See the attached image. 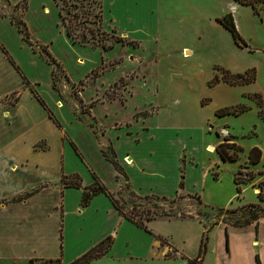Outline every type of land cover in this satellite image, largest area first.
Here are the masks:
<instances>
[{
    "label": "rangeland",
    "instance_id": "rangeland-1",
    "mask_svg": "<svg viewBox=\"0 0 264 264\" xmlns=\"http://www.w3.org/2000/svg\"><path fill=\"white\" fill-rule=\"evenodd\" d=\"M51 2L56 7L58 21L49 1L45 5L48 10L44 11L40 0H28L25 11L21 10V5L14 8L11 0H0V15L21 17L26 22L31 40L29 47L36 53L31 52L15 26L3 19H0V34L26 70L41 82L47 102L69 110L72 121L83 125L99 149L108 154L112 153L111 147L115 150L110 135L112 128L137 134L134 135L137 139L144 126L169 127L167 135L161 134L156 161L146 153L152 161L146 164L151 171H154L151 165L166 164L165 180L157 181L156 176L148 173L133 175V179L143 176L144 182L140 185L147 193L157 192L155 194L159 196L170 193L174 186L173 178L179 175L177 163L180 166L188 160L192 164L186 173L184 169V175L185 185L193 196L181 191L164 196L167 199L160 200L161 203L159 201L148 214L143 209H152L151 204L132 194L129 189L133 186L125 187L123 163L130 159L129 155L119 157L115 153L120 185L113 192L123 205L122 210L144 220L146 216L154 215L153 212L157 214L145 220L152 232L140 229L138 234L135 230L125 229L124 238L116 241L114 247L119 251L141 254L149 247L148 243L155 237L153 232H156L170 242L159 241L164 246V257L170 258L167 261L161 259L160 264H183L197 254L202 255L203 263L205 259L207 263L217 264L213 254L225 243V234L216 227V223L226 227L237 226L234 223L247 218L251 209L244 206L249 202H258L264 208V199L260 200L258 196V192H264V6L255 12L250 5L234 0H139L138 4L126 0ZM227 11L232 12L241 36L238 43L216 20ZM64 37L79 47L66 44ZM47 39H53L51 47L49 42H41ZM43 46L54 56L52 48L59 59L54 56L55 60H51ZM1 57L0 94L12 85L19 89L22 84L19 76L2 73ZM42 58L50 63L49 84L56 90L57 100L47 83V62ZM220 66L232 72L253 68L255 78L229 83L220 77ZM250 74L248 71L247 75ZM27 79L22 87H28L35 93V89H39L38 83ZM18 89L0 96V112L18 98ZM231 105L242 106L243 110L216 113L217 108ZM60 114L66 117L63 109ZM13 116L9 125L0 122V132L6 138L17 136L18 151L22 153H29L30 148L33 151L47 148V139L36 140L41 137L53 140L56 136L55 126L42 105L25 90L19 105L13 109ZM79 135L106 185L112 179L111 165L97 155L92 139H87L83 132ZM63 138L69 140L65 131ZM32 141L36 142L28 146ZM222 141L235 142L240 146L235 159L220 157L216 149ZM124 145L120 143L119 147ZM209 145H213L212 152L207 149ZM253 146L261 150L257 162L248 158L249 149ZM58 147V155L55 151L42 157L34 155L28 170L19 171L16 177L5 175L0 193L6 194L10 188L20 191L37 186L44 181L46 171L56 165L55 168L58 167L61 153L64 169H71L66 172L77 171L81 179L84 175L89 176L82 161L69 147L61 142ZM148 148H152L150 143L141 148L144 154ZM34 160L42 163L35 167ZM234 176L241 181L236 183ZM78 178L79 175L69 180ZM58 181L60 186V178L56 183ZM80 183L82 186L83 180ZM145 192L135 189L138 195ZM197 193L201 203L197 201ZM55 196L54 193L44 196V202H50ZM65 202L63 220L60 216L62 236L59 235L60 224L57 232L48 236L53 237L54 250L60 253V249H64L66 259L70 258L67 262L88 248L93 240L92 230L104 229L107 223L90 211L76 212L78 198L75 190L66 193ZM160 205L171 209L172 215H161L163 207ZM209 224L212 226L205 229ZM54 225L53 219L48 220L47 228L53 230ZM79 226L84 229L80 237L76 230ZM2 237L0 232L1 242L4 241ZM201 240H206L204 247ZM24 241L36 247V250L32 249L34 254L48 252L39 250L32 239ZM7 248L5 245L6 257L0 264H26L10 261L7 256L18 254L9 253L11 251ZM23 252L30 250L23 249ZM143 258H132L126 264H151L144 262ZM38 261L39 258L28 259L33 264ZM195 262L200 263V256L195 257ZM43 264L63 263L60 258H54ZM92 264H104V261L100 259Z\"/></svg>",
    "mask_w": 264,
    "mask_h": 264
},
{
    "label": "crops",
    "instance_id": "crops-1",
    "mask_svg": "<svg viewBox=\"0 0 264 264\" xmlns=\"http://www.w3.org/2000/svg\"><path fill=\"white\" fill-rule=\"evenodd\" d=\"M11 1L15 3L19 0L17 1L11 0ZM48 1L50 3L49 6L57 14L56 19L58 21V13L56 7L52 4L51 0H40V3L42 6L45 7L44 11H47L48 7H46L45 5ZM126 1H129L132 4L139 3V0H126ZM234 4L236 5V3ZM27 8H28V0H27L26 9ZM0 19H3L15 26V24L10 20V18L7 15H0ZM41 42H49L51 47L53 39H47ZM64 42L68 45L69 44L72 45L75 48L76 46L79 47V45L70 42L65 37H64ZM25 43L29 47V43L26 41ZM30 50L31 52L36 53L32 51L31 48ZM50 50L53 52V55L59 59V57L54 53L53 49L51 48ZM0 54L2 55V57L0 55L2 59V68H1L2 73L13 74L16 77L19 76V78H21L22 81V84L19 86V89L16 88V85H12L4 89L0 94L1 96L2 94L18 89V98L14 102L9 103L6 108H3V110H1L0 122H5L7 123V125L10 124L11 119L14 118L13 109L15 106L19 105V102L22 97V93L25 90L26 94L30 95L31 97L32 96L35 97V99L42 105V107L45 110L46 116L51 120L56 130V136L53 140L47 137H41L36 140L38 141L42 138L47 139L48 142L47 148H40V150L33 151L32 148L30 147L32 143L36 141H32L28 143V146H30L29 148L31 149L29 153H22L21 151H18L19 150L17 147L18 139H16L17 136L11 135L6 138L3 137L2 133L0 132V186L4 185L3 179L5 175L9 174L10 176L16 177V174L19 171L28 170L27 167L31 163L32 156L38 155L39 157H42L43 155H45L50 151H55L58 155L60 150V148L58 147L59 142H61L63 146L66 145L67 147H69L77 155V157L82 161L83 167L87 171V174H89V176H85V175L82 176L81 179L80 177L81 174L78 173L77 171L66 172L71 169H64V158L62 156L63 153H61L60 163L58 164V167L55 168L57 166L56 165L55 167L52 168V170L46 171V173H44L46 174L44 181L40 182V184H37V186H34L29 189H23L20 191L16 190L15 188H10L6 194L0 193V232H2L3 234L2 239H4L3 242L0 241V262L4 261L3 258L6 257L5 245H7L8 247L7 249L11 251L9 253L18 254V256H9V257L7 256V258L10 261L24 262L26 264H33L28 262V259H36V258H39V261L36 264H43L44 261L54 258H60V261L63 264H65L78 256L77 255L73 257L71 260L65 262L70 258L66 259L64 254L65 251L63 248L60 249V253L54 250L55 244L53 242L54 241L53 237L48 236L52 232L54 234L57 232L59 224H60L59 235L60 237L62 236L60 231L62 230L61 224L63 225V223L62 221L60 222V216L62 217L61 220H63V215L66 208V202H65L66 193L70 192L71 189L77 192L78 203L76 204V212L78 214H83L90 211L93 215L96 216V218L98 217V215H100L101 218L103 219L102 221L107 223V226L104 229L98 228L97 230H92L91 234L93 235L92 236L93 240L89 243L87 247L90 248L92 245L96 244L107 235H111L112 237L108 249L101 256L90 260L87 264H92L93 262L99 261L100 259L104 261V264H126L127 261L132 258L139 259L142 257H144L143 259L144 262L146 263L152 264L154 263V261H157L156 264H160L161 259L163 261H167V259H170L164 257L163 255L164 246H162L159 241L166 240L168 243L170 242L167 239L163 238L161 235L160 236L163 239L157 237L156 234L159 235V233L156 232H153L155 233V237L152 240H150V242L148 243L149 247L145 248V250L141 254L132 253L130 250H125L124 252L119 251L117 248L114 247L116 241L119 242L121 239L124 238L122 237V235L125 229L135 230L136 233L138 234H140L139 232L140 229L146 230L148 232H152V229L148 226L147 223L146 224L148 229H145L142 226L135 224L127 217H124L115 207L108 194L105 192H98L91 197L90 201L87 204L84 205L81 204L80 200L82 196V189H83L82 186L94 182L95 179H98L102 184H104V186L109 191L113 192V190H116L117 187L120 185V181L119 179H117V175H118L117 168H115L112 162L105 157L103 151L99 149L96 140L90 135V133H87L86 128L83 127V125L77 124L75 121H72V115L69 112V110H67L66 108H60V107L58 108L56 106L57 103L55 106H52L47 102L46 98L44 97L41 82L38 80L37 77L33 76L31 73H29L26 70L24 65L13 54L12 49L8 46L7 42L2 37L1 34H0ZM45 62H47V71H48L47 83L50 89L52 90V92L54 93L55 100H57L58 94L54 89V87H52L49 84V73L51 66L48 61L45 60ZM19 68L22 70H20ZM27 77L30 80L38 83L39 89H35V93L28 87H22V85L24 84L23 82L28 81ZM79 79H75V80H79ZM61 109H63L66 112V117L61 116L60 114ZM168 128L169 127L162 128L159 127L158 125L144 126L140 129L141 136H139L137 139H135L134 137V135L137 134L128 133L125 130L123 131L122 128H116V129L112 128V133L110 135L115 150H113V148L111 147L112 149L111 156L116 161L115 153H117L119 157L125 156L126 154L129 155L128 158L130 159H127V161L130 162L123 163L124 165L123 176L126 179L125 183H129L131 186H133L130 187L134 191L135 189H137L141 192H145L144 190L141 189L142 187L140 185L144 182V179H141V177L143 176H141L139 179H133V175L134 174L137 175L138 174L137 172H139L141 175L146 173L153 174L149 176H156L157 181H159V179L165 180L164 178L166 177L167 174L165 172L166 164L165 163L161 164L159 162L154 167L151 165V168L154 169V171H151V169H149L146 166V164H150V162L152 161L147 158L146 153L156 161V157H158V154L156 152L158 151L157 145L160 143L161 134L162 136L167 135L168 131L166 129ZM63 130L65 131V133L69 135V140L63 138V134H64ZM81 132L87 135V139H92L94 141L93 147L94 150L97 152V155L102 157V159H104L107 163L111 165L112 173H113L112 179L109 182H107L106 185L101 179L98 170L96 169L94 164H92V161L88 153L86 152V149L83 147V142H82L83 138L81 137V135H79V133ZM120 143L125 145L119 147ZM147 143H150L152 145V148L146 149L144 154L143 149L141 148H145ZM34 163H35L34 164L35 167H38L40 166L42 161L41 163H39L37 160L36 161L34 160ZM190 164L191 162H188V160L185 162V164L182 163L180 166L177 163L176 167L177 168L179 167V169L177 170V173H179V175H177L176 177L174 176L173 178V184H174V186L172 187L173 190L168 194H162L160 192L158 193L164 196H168L171 194L174 195L175 192L177 191L189 193L191 189H189L187 185H185L186 174L184 175V169L186 173L187 167H191L189 166ZM89 170H91V173L89 172ZM51 172L52 175H48ZM70 173H76L79 175L80 180H83L82 186L79 187L64 186L62 184L61 181L62 176L64 174H70ZM59 178H60V186H59V181L58 183H56V181ZM91 178H93V180ZM180 180H182V186L179 185ZM51 181L53 182L51 183ZM45 186L46 188L43 189ZM53 193L56 195L55 196L56 198L51 200L50 202L45 203L43 197ZM151 193H157V192H151ZM145 194H147V192H145ZM16 197H19V199H15ZM50 219H53L55 221L53 230L47 228V223L48 220ZM216 224H217L216 227L223 230L225 234V243L223 242L220 250H218L216 254H213L217 264H257V260L259 261V264H264V216H260L257 219V221H252L243 225L226 227L223 224L221 225L218 223ZM76 230L78 231L77 235L79 237L83 236L84 229H82V227L79 226L78 228H76ZM26 239H32L38 244L39 250H48V252H41L34 254L32 249L36 250V247H31V244L26 243L24 241ZM170 246L171 248H173L171 244ZM23 249H29L30 252L24 253ZM87 249H85L84 251H86ZM174 250L176 249L174 248ZM20 251L22 252L18 253ZM201 263L210 264L205 262V259H204V263H203V259ZM183 264H187V261L185 260Z\"/></svg>",
    "mask_w": 264,
    "mask_h": 264
},
{
    "label": "trees",
    "instance_id": "trees-1",
    "mask_svg": "<svg viewBox=\"0 0 264 264\" xmlns=\"http://www.w3.org/2000/svg\"><path fill=\"white\" fill-rule=\"evenodd\" d=\"M234 1L236 3H239V4L250 5L255 12H258V10L264 6V0H234ZM19 5H21V7H22L21 10L25 9L27 7V0H19V1L15 2L13 6H14V8H17ZM10 20L15 24L17 30L21 33L23 39L26 42H28L29 44H31V40L29 38V33L27 30L25 20L21 17H18V18L10 17ZM216 20L230 31L233 40L236 43H238L239 40L241 39V36H240L239 31L236 27L232 12L227 11L221 17H216ZM67 33L70 34L69 30L67 31ZM43 48H44V51L46 52V54L49 56V58L51 60H55L54 56L51 55V53L49 52L47 47L43 46ZM219 69H220V73H221L220 77L229 83L246 82V81L253 80L255 78V71L253 68H251L250 70L246 69L243 72H232L228 68H224L221 66L219 67ZM248 71H251L250 75H247ZM215 78H217L216 75H215ZM256 95L259 96V94H256ZM241 110H243L242 106L231 105V106H224V107L217 108L216 113L217 114H224L227 112H235L236 113V112H239ZM229 148H232V150L229 151L228 150ZM239 149H240V146L236 145L235 142L222 141L217 145L216 150L222 159H235L238 155ZM102 151H103V154L105 155V157L109 161H111L112 164L114 165V167L116 168L118 166V164L115 161V159L111 156V154H108L105 150H102ZM260 157H261V150L259 147L253 146L249 149L248 158L251 162H257L260 159ZM70 177H78V174H76V173L64 174L62 176V180H61L62 184L64 186L79 187L81 185L79 178L76 179L75 181H71V180H69ZM234 180L236 183H239L241 181V180H239V178L237 176H234ZM262 183H264V181ZM179 185L182 186V180H180ZM125 187L130 188V184L126 183ZM129 191L132 194H134L135 196L145 200L146 203L148 202L151 204L150 206L153 207L152 209L150 207L143 209L148 214H150V212L158 206V202L160 200H166L167 199L166 197L159 196L158 194H155V193H147L144 195H138L137 193H135V191L133 189H129ZM98 192L107 193L108 196L110 197L111 201L115 205V207L118 209V211L124 217H127L132 222H134L135 224H137L139 226H142L145 229H148L145 220L146 219L149 220V219H151V217L156 216V214H157V213L153 212L154 215H148L145 217V220H144L142 218H135L133 215H130V214L124 212L122 210L123 205L120 204L117 194L109 191L104 186V184H102L98 179H95L94 182L83 186L82 196H81V200H80L81 204H83V205L87 204L90 201L91 197ZM178 196H183V194H178ZM187 196H193V194L187 193ZM196 196H197L198 203H201V200L199 198L200 197L199 194H197ZM258 196H259L260 200H263L264 199V192H258ZM15 199H19V197H16ZM172 200H173V198L170 199V201H172ZM159 203H161V201ZM160 206H161V208L163 207L162 208L163 210L161 211V215L166 216V217H170L172 215L171 209L167 210L164 208L163 205H160ZM244 207L251 209L248 213L247 218H245L243 221H241L239 223H234V225H243V224H246V223H249L252 221H257V219L260 216H264V208L261 207L258 202H249ZM211 226H212V224H209L208 226L205 227V229L208 230ZM156 236L159 237L160 239H163L158 234H156ZM111 240H112L111 235H107L106 237L101 239L99 242H97L96 244H94L90 248H88L86 251H84L83 253H81L80 255L75 257L74 259H72L70 262L65 263V264H87L90 260L101 256L108 249V247L111 243ZM205 241L201 240L202 247H204ZM201 251L202 250L200 249L199 252H201ZM197 256H200V263L195 262V257H197ZM195 257L189 258L187 261V264H202L201 263L202 258H203L202 255L197 254ZM257 264H259L258 260H257Z\"/></svg>",
    "mask_w": 264,
    "mask_h": 264
},
{
    "label": "bare ground",
    "instance_id": "bare-ground-1",
    "mask_svg": "<svg viewBox=\"0 0 264 264\" xmlns=\"http://www.w3.org/2000/svg\"><path fill=\"white\" fill-rule=\"evenodd\" d=\"M207 149H208V151L212 152L213 151V145H211V147H207ZM127 162H129V161H127Z\"/></svg>",
    "mask_w": 264,
    "mask_h": 264
},
{
    "label": "water",
    "instance_id": "water-1",
    "mask_svg": "<svg viewBox=\"0 0 264 264\" xmlns=\"http://www.w3.org/2000/svg\"><path fill=\"white\" fill-rule=\"evenodd\" d=\"M209 147H211V146H209Z\"/></svg>",
    "mask_w": 264,
    "mask_h": 264
}]
</instances>
